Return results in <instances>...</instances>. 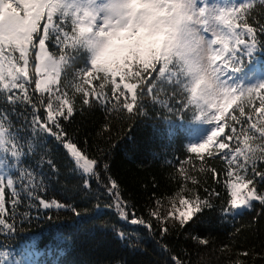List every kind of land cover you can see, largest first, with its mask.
<instances>
[{
	"label": "snow or ice",
	"instance_id": "1",
	"mask_svg": "<svg viewBox=\"0 0 264 264\" xmlns=\"http://www.w3.org/2000/svg\"><path fill=\"white\" fill-rule=\"evenodd\" d=\"M260 53L264 0H0V236L10 239L23 230L18 217L31 223L53 210L70 211L81 218L79 231L94 233L104 227L98 223L99 201L107 196L103 207L153 238L184 231L208 245L188 229L223 196L224 217L235 219L238 211L253 210L254 202L264 207V76L251 68ZM146 101L166 112V120L191 113V123L212 127L185 146L177 165L180 187L168 197L153 194V205L142 215L123 195L108 160L91 155L87 140L81 144L66 122L99 107L105 123L97 136L110 140L112 114H130L123 135L131 138L132 121L148 115ZM49 138L64 149L68 171L81 181L80 194L97 201L91 223L74 204L41 195L48 185L37 168L47 165L49 179L60 175ZM37 149L33 168L24 161ZM217 160L224 166L220 179ZM195 161L197 172L210 174L224 192L190 174L184 165ZM261 219L264 212L253 224ZM111 228L126 248L143 252L138 234ZM160 247L170 252L166 244ZM33 254L32 245L18 249L0 242V264H32ZM170 259L189 264L176 255Z\"/></svg>",
	"mask_w": 264,
	"mask_h": 264
},
{
	"label": "trees",
	"instance_id": "2",
	"mask_svg": "<svg viewBox=\"0 0 264 264\" xmlns=\"http://www.w3.org/2000/svg\"><path fill=\"white\" fill-rule=\"evenodd\" d=\"M258 55L257 63L251 65V68L260 67L263 72L264 53ZM29 67L31 70V62ZM97 83L93 82L94 85ZM78 103L77 96V106ZM146 104L148 115L138 116L132 121L131 138L123 135L129 125L130 114H112L110 140L106 136H97L100 126L105 123V114L99 107L86 109L83 114L77 112L73 121L66 122V127L70 132H75L81 144L87 140L91 155L108 160L111 175L124 189L123 195L131 200L137 213L142 215H146L148 206L153 205V194L156 197H168L180 187L177 165L185 157V146L192 142L196 132V123H191V113H187L183 120L175 115L166 120V112L147 101ZM247 111L246 109V113ZM98 148L106 149L107 152L98 151ZM47 149L50 150L60 175L49 179L52 171L47 165L37 168L48 185L41 195L45 199L54 198L66 204H74L83 213V219L91 223V218L97 216L96 199L80 194L81 181L76 174L68 171L64 149L51 138L47 140ZM40 152L37 149L36 154L24 161L25 164L36 168ZM214 165L217 168V179L222 178V162L214 161ZM184 166L189 169L190 174L206 180L208 185H214L217 191L224 192L221 185L215 184L210 174L197 172L199 161H195V166ZM188 186L191 187L190 182ZM226 198L225 195L218 200L217 207L206 210L200 222L188 229V232L208 239V245L196 243L184 231L177 233L173 230L171 235L163 239L159 234L153 238L143 227L127 224L114 211L103 207L110 202L107 196H102L99 201L103 214L98 223L104 227L94 233L79 231L81 218L75 217L70 211L53 210L41 212V219L31 223H21V218L18 217V228L23 230L10 239L0 236V242L18 249L32 245L35 248V254L29 257L32 264H171V255H176L189 264H231L235 260L244 264H264V219L253 224L257 214L264 212V207L259 202H254L253 210L238 211L235 219H232L221 214L219 205ZM18 211H24V208ZM47 215H52L53 219H45ZM112 225L126 233L138 234L142 238L143 252H133L126 248L112 231ZM160 244H166L170 252L163 251ZM225 245L228 246L227 250L221 251ZM244 252H248V255H242Z\"/></svg>",
	"mask_w": 264,
	"mask_h": 264
},
{
	"label": "rangeland",
	"instance_id": "3",
	"mask_svg": "<svg viewBox=\"0 0 264 264\" xmlns=\"http://www.w3.org/2000/svg\"><path fill=\"white\" fill-rule=\"evenodd\" d=\"M213 2L227 3L229 0H213ZM237 2H240V0H237ZM254 70L256 71L258 78L260 76H264V71L262 72L260 67H254ZM211 127L212 126L208 124L196 123L194 126V128H196V132L194 133L192 142L203 139L211 131Z\"/></svg>",
	"mask_w": 264,
	"mask_h": 264
}]
</instances>
